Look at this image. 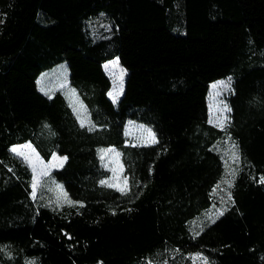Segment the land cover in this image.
I'll return each mask as SVG.
<instances>
[{
	"label": "trees",
	"instance_id": "16d2710c",
	"mask_svg": "<svg viewBox=\"0 0 264 264\" xmlns=\"http://www.w3.org/2000/svg\"><path fill=\"white\" fill-rule=\"evenodd\" d=\"M112 59L127 72L117 104ZM60 64L91 130L38 90ZM227 77L220 130L207 92ZM127 121L157 142L126 145ZM27 142L45 162L66 158L50 176L74 203L32 201L10 154ZM103 147L118 149L125 191L101 185ZM262 176L264 0H0V264H264Z\"/></svg>",
	"mask_w": 264,
	"mask_h": 264
},
{
	"label": "rangeland",
	"instance_id": "374dc122",
	"mask_svg": "<svg viewBox=\"0 0 264 264\" xmlns=\"http://www.w3.org/2000/svg\"><path fill=\"white\" fill-rule=\"evenodd\" d=\"M115 63H110V62ZM105 75L110 81V89L108 91V97L113 104H117L118 100L122 96L125 78L127 76L126 70L119 64L117 59H112L102 65ZM222 82V83H217ZM232 83L231 77L221 79L212 82L208 87L207 92V106H208V123L217 129H225L229 122L230 111L227 104L226 98L232 93ZM38 90L46 97H52L55 93H61L66 99L68 105L70 106L73 114L81 125V120L84 121V126L86 128H93L89 120L88 113L81 102L76 90L70 85L68 79V71L65 64H60L52 69L43 72L37 80ZM112 92V96L109 95ZM115 98V102L113 100ZM227 106V107H225ZM78 116L80 119H78ZM227 117V119H223ZM222 125V126H221ZM149 130L154 136V140L148 135ZM124 136L126 139L125 144L130 146H148L153 145L157 142L154 132L147 126L136 123L133 121H127L124 127ZM19 145H31L30 143H23ZM31 145V149H23L26 153L31 155L32 161L35 164L36 176L38 177V188L35 198L31 195L32 193V179H33V168L23 160L22 157L17 156L10 151V154L18 159L24 166L28 168L31 173V183H30V193L29 196L35 203H40L44 206L50 207L52 209L60 208L64 205H71L69 203V198L63 191L60 183L51 178V173L55 170L61 168L65 162V159H59L62 156L56 155L57 159L53 160V154L49 161L45 162L38 152ZM102 149H114V151H101ZM117 153L119 155H117ZM97 154L100 159L102 166L109 171V177L103 179L106 183L101 184L105 187H109V184L116 183V177H119V184L126 190V180L124 179L122 164L120 161V153L117 148L114 147H103L97 149ZM39 157V162H37L36 157ZM103 156V159H101ZM54 165V166H53ZM115 170V171H114ZM47 172L46 175H41L43 172ZM113 188L114 190L120 191L118 188ZM122 192V191H120ZM219 208L216 211H212L210 216H215L219 213ZM191 264H201V259L198 255H191L188 257Z\"/></svg>",
	"mask_w": 264,
	"mask_h": 264
},
{
	"label": "snow or ice",
	"instance_id": "6c2138e0",
	"mask_svg": "<svg viewBox=\"0 0 264 264\" xmlns=\"http://www.w3.org/2000/svg\"><path fill=\"white\" fill-rule=\"evenodd\" d=\"M110 63H115L114 61L113 62H110ZM217 83H222V82H217ZM109 95L112 96V92H109ZM114 102H115V98H113ZM227 107V106H225ZM228 111H230V109H227ZM78 119H80V117L78 116ZM223 119H227V117H224ZM81 126L83 127L84 126V121L81 120ZM222 126V125H221ZM89 130H91V127L89 128ZM148 135L151 136L154 140V136L153 134L151 133V131L149 130L148 132ZM233 149H235L237 146L235 144H233ZM31 149V145H14L10 148V151L13 152L14 154H16L17 156L19 157H22L23 160L25 162H27L32 168H33V179H32V184H31V187H32V193L31 195L33 196V198H35L36 194H37V188H38V177L36 176L35 172H36V168H35V164L33 163L32 161V158H31V155L29 153H26L25 151H23V149ZM102 152L103 151H114V149H102L101 150ZM32 152H34V149H32ZM117 155H119L117 153ZM57 159L56 155L53 154V160ZM59 159L63 160V159H66L65 157H60ZM101 159H103V156H101ZM233 159L234 160H238L239 159V155L235 152H233ZM36 160L37 162H39V157L37 155L36 157ZM54 166V165H53ZM122 167V166H121ZM115 171V170H114ZM47 172H43L41 173V175H46ZM234 175V173H233ZM126 180V177L124 178ZM116 183H112V184H109L108 186L109 187H115V188H118L120 191H124V188L120 186L119 184V177H116ZM261 183H264V176H262L260 178V181ZM101 184H105L106 182L104 180H101L100 181ZM227 183H229V186H231V182L230 181H227ZM57 187H62V186H59L57 185ZM69 203H74L72 201H69ZM75 203H78V202H75ZM198 234V233H197ZM198 256H200V259H201V264H211V262L206 258V257H203L202 254H197ZM27 264H34V261H29L27 262Z\"/></svg>",
	"mask_w": 264,
	"mask_h": 264
}]
</instances>
